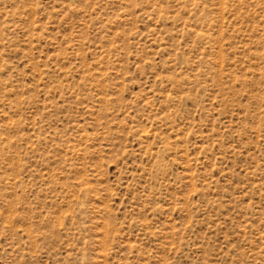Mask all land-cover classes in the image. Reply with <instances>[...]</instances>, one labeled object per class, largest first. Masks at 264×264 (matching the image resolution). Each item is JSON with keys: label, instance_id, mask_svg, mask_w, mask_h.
Returning a JSON list of instances; mask_svg holds the SVG:
<instances>
[{"label": "rangeland", "instance_id": "rangeland-1", "mask_svg": "<svg viewBox=\"0 0 264 264\" xmlns=\"http://www.w3.org/2000/svg\"><path fill=\"white\" fill-rule=\"evenodd\" d=\"M0 264H264V0H0Z\"/></svg>", "mask_w": 264, "mask_h": 264}]
</instances>
